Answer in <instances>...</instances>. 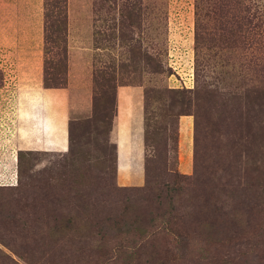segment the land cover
<instances>
[{
  "label": "rangeland",
  "instance_id": "rangeland-1",
  "mask_svg": "<svg viewBox=\"0 0 264 264\" xmlns=\"http://www.w3.org/2000/svg\"><path fill=\"white\" fill-rule=\"evenodd\" d=\"M263 168L264 0H0V264H264Z\"/></svg>",
  "mask_w": 264,
  "mask_h": 264
},
{
  "label": "trees",
  "instance_id": "trees-1",
  "mask_svg": "<svg viewBox=\"0 0 264 264\" xmlns=\"http://www.w3.org/2000/svg\"><path fill=\"white\" fill-rule=\"evenodd\" d=\"M204 68L202 66V64H199V62L197 61V59L195 60L194 63V71H193V85L190 88H185L184 90H177V91H171L174 92L172 94H170L168 92V95L170 97V99L168 97H165V95L162 94V96L160 97H153L152 94L148 93V91L146 92L145 96H144V100H143V119H144V135L145 137H150V135L152 136V134L154 133V129L150 130L148 127V121H147V116L151 119L154 117V119L156 118L155 116L158 115V113L162 110L166 111V115H164V117H168V115H172L176 114H182L183 113V109L186 105V100L188 97V93H192L193 96H197L202 98V97H207V93H212L213 90H211L209 88L210 85L206 84L204 81ZM179 91V93H178ZM182 93V94H181ZM185 98V100L183 101L182 99ZM165 104H164V101ZM203 99V98H202ZM167 100V101H166ZM208 100V98H207ZM163 102V104L161 103ZM186 109V108H185ZM182 110V111H181ZM148 140V138L146 139ZM145 140V141H146ZM114 144V143H113ZM116 144H114V148H115ZM118 151V159L121 158V154H120V147L117 148ZM116 156V153H115ZM205 158V156L202 154V159ZM119 162L117 161V164ZM146 169V166H145ZM264 169V168H263ZM147 172V170H146ZM15 184V182H14ZM13 184V185H14ZM11 186V185H10ZM138 186H132V187H121V188H137ZM174 195H172V197H169V195L167 196V201L172 200V198H176V201H187L190 198L194 199V197H192V195H190V189L189 191H187V188H178L177 190H174ZM175 196V197H174ZM173 201V200H172ZM91 218V217H89ZM69 220H65L64 222H68Z\"/></svg>",
  "mask_w": 264,
  "mask_h": 264
},
{
  "label": "crops",
  "instance_id": "crops-1",
  "mask_svg": "<svg viewBox=\"0 0 264 264\" xmlns=\"http://www.w3.org/2000/svg\"><path fill=\"white\" fill-rule=\"evenodd\" d=\"M125 104H126V102H124V106H125ZM119 109V108H118ZM118 113H119V111H118ZM118 135V134H117ZM118 136H116V138H115V142H116V150H117V148H118V145H117V142H118ZM132 151V150H131ZM0 175H5V173H3V170H1L0 169ZM126 179V178H125ZM126 182H121V184H125Z\"/></svg>",
  "mask_w": 264,
  "mask_h": 264
}]
</instances>
